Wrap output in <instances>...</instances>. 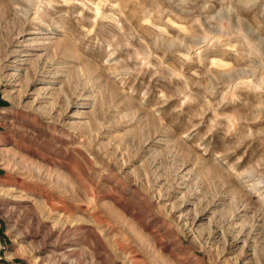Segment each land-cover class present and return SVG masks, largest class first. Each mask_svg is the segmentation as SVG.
<instances>
[{
  "label": "rangeland",
  "instance_id": "374dc122",
  "mask_svg": "<svg viewBox=\"0 0 264 264\" xmlns=\"http://www.w3.org/2000/svg\"><path fill=\"white\" fill-rule=\"evenodd\" d=\"M0 264H264V0H0Z\"/></svg>",
  "mask_w": 264,
  "mask_h": 264
}]
</instances>
